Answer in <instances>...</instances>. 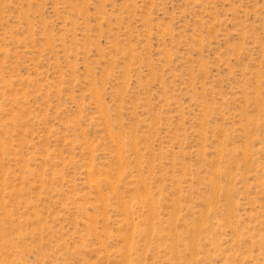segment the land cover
Returning <instances> with one entry per match:
<instances>
[{"label": "rangeland", "instance_id": "obj_1", "mask_svg": "<svg viewBox=\"0 0 264 264\" xmlns=\"http://www.w3.org/2000/svg\"><path fill=\"white\" fill-rule=\"evenodd\" d=\"M0 264H264V0H0Z\"/></svg>", "mask_w": 264, "mask_h": 264}]
</instances>
